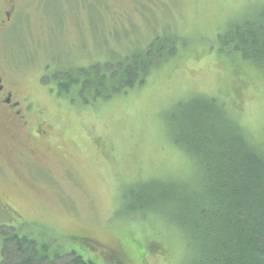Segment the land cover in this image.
I'll use <instances>...</instances> for the list:
<instances>
[{
    "label": "rangeland",
    "instance_id": "374dc122",
    "mask_svg": "<svg viewBox=\"0 0 264 264\" xmlns=\"http://www.w3.org/2000/svg\"><path fill=\"white\" fill-rule=\"evenodd\" d=\"M16 1L0 66L18 92L34 96L51 127L42 126L47 140L28 141L9 162L0 154V264L4 235L14 232L46 246L51 258L75 252L95 264H191L194 247L175 218L129 215L128 194L151 180L195 177L167 125L174 105L194 94L223 100L236 92L241 124L264 140V75L225 57L219 40L229 22L252 15L264 0ZM2 8H9L4 0ZM154 38L173 45L153 58L169 60L144 85L103 100L91 95L87 73L77 77L74 98H60L49 83L93 65L107 80L105 65L126 63Z\"/></svg>",
    "mask_w": 264,
    "mask_h": 264
},
{
    "label": "trees",
    "instance_id": "16d2710c",
    "mask_svg": "<svg viewBox=\"0 0 264 264\" xmlns=\"http://www.w3.org/2000/svg\"><path fill=\"white\" fill-rule=\"evenodd\" d=\"M219 40L228 51L225 57L235 55L264 75V5L229 22ZM162 41L154 38L145 52L132 53L126 63L105 65L111 76L107 80L96 65L60 73L63 83L55 91L60 98H74L77 77L85 73L91 95L103 100L123 88L144 85L156 68L168 63L169 57L153 61L167 45L172 48ZM235 93L223 100L194 94L177 102L168 116L173 145L196 166L192 180H151L136 184L128 194L127 200L133 201L126 206L129 215L153 212L175 218L194 247L191 264H264V140L241 124L243 104ZM89 97H82V103L90 104ZM1 264L95 263L75 252L51 258L46 246L14 232L4 235Z\"/></svg>",
    "mask_w": 264,
    "mask_h": 264
},
{
    "label": "flooded vegetation",
    "instance_id": "af4514ba",
    "mask_svg": "<svg viewBox=\"0 0 264 264\" xmlns=\"http://www.w3.org/2000/svg\"><path fill=\"white\" fill-rule=\"evenodd\" d=\"M4 1L9 8L0 10V13L5 15L0 18V49L5 38L3 37L4 32L7 31L8 25L13 21V16L18 9L16 0ZM45 1L42 0L40 6ZM51 79L54 80V78H50L49 83H53L57 88L63 83L61 78L56 82ZM49 93L50 90L46 89L45 94L49 96ZM32 96L30 93L18 92L13 87L8 72L0 66V143H2L0 154L5 162H9L14 151H22L28 141L40 143L48 139V130H42V126H46L47 129L51 126L49 122H45L43 111L36 108L34 96L33 98ZM28 154L27 158H35L34 153ZM0 204H2L1 200ZM120 259L123 258L120 257ZM118 262L122 264V261L118 260Z\"/></svg>",
    "mask_w": 264,
    "mask_h": 264
}]
</instances>
